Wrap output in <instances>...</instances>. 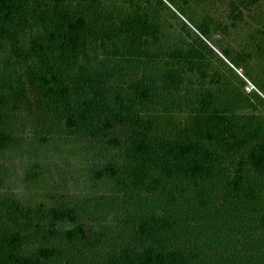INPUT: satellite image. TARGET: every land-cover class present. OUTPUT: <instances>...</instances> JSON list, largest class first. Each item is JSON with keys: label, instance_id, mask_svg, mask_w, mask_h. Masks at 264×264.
<instances>
[{"label": "trees", "instance_id": "obj_1", "mask_svg": "<svg viewBox=\"0 0 264 264\" xmlns=\"http://www.w3.org/2000/svg\"><path fill=\"white\" fill-rule=\"evenodd\" d=\"M167 1L198 29L176 19L188 43L173 25L169 38L165 0H0V123L6 104L44 115L28 146L39 202H0V264H264V98L217 96L205 80L225 74L207 71L228 65L204 39L209 21ZM220 48L249 65L250 53ZM50 154L61 184L45 180Z\"/></svg>", "mask_w": 264, "mask_h": 264}, {"label": "rangeland", "instance_id": "obj_2", "mask_svg": "<svg viewBox=\"0 0 264 264\" xmlns=\"http://www.w3.org/2000/svg\"><path fill=\"white\" fill-rule=\"evenodd\" d=\"M246 1L247 0H189L190 7L188 10L196 11V15H200L203 19L206 18L209 21L208 25L211 29V38L204 39L228 65V68L225 69L224 66L226 65L222 66L213 62L207 71L209 77H212V72L217 69H221L225 75L222 76L219 72V77H217L216 80L214 78V80L209 83L205 80V83L216 86V88L212 90L213 92L215 91L214 93L217 96L225 95V98H229L230 100H237L240 96V92L248 95V93H252L254 90L259 94L257 97L261 95L264 98V92L262 91L264 81V0H255L253 2ZM244 2L246 3L244 4ZM165 3L177 14V16L173 15L166 10L161 12L162 20L160 21L169 23V38L174 37V34L170 30V25H173L175 28V36H179L185 43H188L186 36L176 27V22L178 21L176 19H184L193 30L199 32L197 27L189 22L187 18L167 0H165ZM196 19H198V17ZM221 45L230 48L234 53L235 51H242L247 54L250 53L251 58L248 57L249 65L245 67L246 69L232 62L221 50ZM174 61L175 60L170 61L171 65L169 64V70L171 67L177 68ZM160 65L164 68V73H166L168 70L167 64L160 63ZM232 69L238 74L241 80L238 77L235 79L232 76L235 75ZM144 75H148L145 68H141V70L137 71V76L139 78H142ZM197 77L198 74L194 71L190 79L197 81ZM229 81L233 82V86H229ZM239 81H245L246 84L243 85ZM250 96L252 102L258 103L261 99L260 97H258V99L254 95ZM258 107L260 108V106ZM28 108L25 105L19 108L12 107L9 104L4 105L1 107V110L4 112V117L0 123V135L6 134L12 138L17 137V139L13 141V139L8 136V138L3 141L4 144L0 146V202L9 199V201L4 203L5 206H7L10 201L18 203L16 200H20V203L24 205L19 204L23 212L27 211L25 207L37 205L39 201L36 199V194H38V191L44 183V181H40L39 176L41 172L38 171L37 167L32 165V160L28 156V146L37 148L38 144H40L38 136L44 126L43 119L41 118V116L44 117V115L43 111L36 106ZM261 109H263V107H261ZM150 122L154 126L158 121L152 122L151 119ZM47 124L45 122V125ZM118 157H120L119 160H117L118 167L121 168L122 164L125 162L124 159H127L123 155V151H120ZM87 160V163L90 164L94 159L89 156ZM34 161L36 162V160ZM50 161L55 162L52 167L55 168V174L48 177L46 176L45 180L47 178L49 179V177L55 178L57 176V180L60 181V175H58L56 170L61 169L62 166H60L57 156L55 159H51L50 154L47 162L51 164ZM92 168H95V166L92 165ZM65 184L64 185L69 189H74L81 183L69 178L65 180ZM109 187H111L110 184L104 185V188ZM113 187L115 188V184L112 188ZM30 193H35L31 201L29 197ZM108 193V197L106 196L108 208L114 210H110L108 219L115 227H118L119 215L121 213L119 210L115 209L116 206L119 205V200L113 197L115 193L114 189L109 188L107 194ZM17 197H21V199ZM8 209L9 207H5L1 213L7 216L8 213H10ZM57 238L61 239V237ZM29 245L25 247L26 251L24 252L31 251ZM33 255L37 256L36 253ZM47 262L48 261H45V264Z\"/></svg>", "mask_w": 264, "mask_h": 264}]
</instances>
